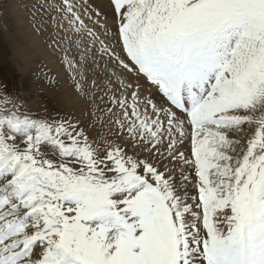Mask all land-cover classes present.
<instances>
[{
    "label": "snow or ice",
    "instance_id": "6c2138e0",
    "mask_svg": "<svg viewBox=\"0 0 264 264\" xmlns=\"http://www.w3.org/2000/svg\"><path fill=\"white\" fill-rule=\"evenodd\" d=\"M15 3L82 106L0 94V264H264V0Z\"/></svg>",
    "mask_w": 264,
    "mask_h": 264
},
{
    "label": "rangeland",
    "instance_id": "374dc122",
    "mask_svg": "<svg viewBox=\"0 0 264 264\" xmlns=\"http://www.w3.org/2000/svg\"><path fill=\"white\" fill-rule=\"evenodd\" d=\"M94 4L102 13L111 15L109 0H94ZM10 5L14 11L16 10L13 12L14 30L16 35H21L22 46L27 50L25 52L27 59L15 58L10 62L0 52V94L6 90L13 94L25 95L30 105L41 112L45 106H53L55 99L60 102L62 100V106L78 112L82 106L81 101L74 94L64 67L46 46L45 39L33 32L28 13L22 7H18L15 0H10ZM42 70L46 75L41 74ZM61 97L64 99H60Z\"/></svg>",
    "mask_w": 264,
    "mask_h": 264
},
{
    "label": "bare ground",
    "instance_id": "6f19581e",
    "mask_svg": "<svg viewBox=\"0 0 264 264\" xmlns=\"http://www.w3.org/2000/svg\"><path fill=\"white\" fill-rule=\"evenodd\" d=\"M11 3H13V2H11ZM11 5H10V0H0V52L3 54V56L6 58V60L8 59V61L13 62V60L15 58L16 59L19 58L20 60L21 59H23V60L27 59L25 57V52L27 50H25L22 46L21 35H16V33H15V30H14L15 24H14V19H13V12H15L16 10L14 11L12 9ZM16 37H17V39H16ZM57 89H58V87H57ZM52 93L55 94V92H52ZM62 98L63 97H61L60 99H62ZM61 103H63L62 100L60 102L59 100L55 99V100H53V106H49V105L45 106L44 111L45 110H49V111H53V112H55V111H59V112L73 111V109H71V108H67L64 105L62 106ZM60 107H63L65 109H60ZM73 108H75V107H73Z\"/></svg>",
    "mask_w": 264,
    "mask_h": 264
}]
</instances>
